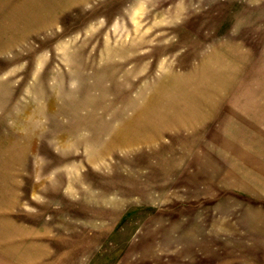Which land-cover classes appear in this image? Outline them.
I'll list each match as a JSON object with an SVG mask.
<instances>
[{"label":"rangeland","instance_id":"rangeland-1","mask_svg":"<svg viewBox=\"0 0 264 264\" xmlns=\"http://www.w3.org/2000/svg\"><path fill=\"white\" fill-rule=\"evenodd\" d=\"M0 264H264V0H0Z\"/></svg>","mask_w":264,"mask_h":264}]
</instances>
